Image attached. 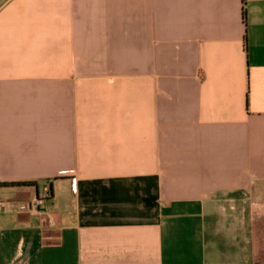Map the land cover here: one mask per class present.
<instances>
[{
    "label": "crops",
    "instance_id": "crops-1",
    "mask_svg": "<svg viewBox=\"0 0 264 264\" xmlns=\"http://www.w3.org/2000/svg\"><path fill=\"white\" fill-rule=\"evenodd\" d=\"M0 264H264V0H0Z\"/></svg>",
    "mask_w": 264,
    "mask_h": 264
},
{
    "label": "built area",
    "instance_id": "built-area-1",
    "mask_svg": "<svg viewBox=\"0 0 264 264\" xmlns=\"http://www.w3.org/2000/svg\"><path fill=\"white\" fill-rule=\"evenodd\" d=\"M67 174V173H64ZM72 186H75V178H72ZM49 196V189L47 185H45L41 191V193L37 194L36 197L30 202V204L26 207L29 211H36L39 209L40 205L43 201H45Z\"/></svg>",
    "mask_w": 264,
    "mask_h": 264
},
{
    "label": "trees",
    "instance_id": "trees-1",
    "mask_svg": "<svg viewBox=\"0 0 264 264\" xmlns=\"http://www.w3.org/2000/svg\"><path fill=\"white\" fill-rule=\"evenodd\" d=\"M26 184H29L27 182H11V183H8V185H12V186H15V185H26Z\"/></svg>",
    "mask_w": 264,
    "mask_h": 264
}]
</instances>
